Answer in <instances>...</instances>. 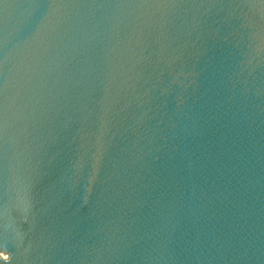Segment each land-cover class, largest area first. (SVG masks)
Segmentation results:
<instances>
[{
  "label": "water",
  "instance_id": "1",
  "mask_svg": "<svg viewBox=\"0 0 264 264\" xmlns=\"http://www.w3.org/2000/svg\"><path fill=\"white\" fill-rule=\"evenodd\" d=\"M0 264H264V0H0Z\"/></svg>",
  "mask_w": 264,
  "mask_h": 264
}]
</instances>
